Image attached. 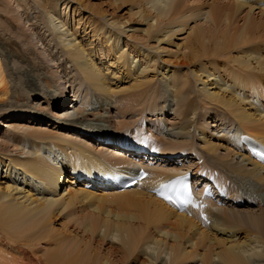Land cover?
<instances>
[{
	"label": "bare ground",
	"instance_id": "obj_1",
	"mask_svg": "<svg viewBox=\"0 0 264 264\" xmlns=\"http://www.w3.org/2000/svg\"><path fill=\"white\" fill-rule=\"evenodd\" d=\"M37 1H39L38 3L41 9H43L47 15V22L51 31L58 37L67 57L74 63L76 70H78L94 90L104 95L106 99L110 97L114 99L116 97L115 91L112 90L111 86L106 81V75L103 73V70L99 68L98 59L94 57V55H91L80 41H77L76 35L71 32L70 28L64 29L67 23L62 15L68 14L66 12L72 0H63V2L62 0ZM122 1L125 2L126 0H114V3ZM184 1L186 0H139V5H142L143 2L145 4L143 6H147L150 12L149 14L145 13L142 6H140L139 12L135 14L139 15V17L147 23L145 29L147 36H151L158 42H164L167 38L168 40L173 39V37L180 32L183 23L190 22V20L195 18V14H201L206 24L210 26L209 28L200 27L195 34L194 43L190 45L193 58L199 62L197 67L198 71L194 70L192 73L196 79L204 81L202 89L197 87L195 84L196 79L191 76L190 72L184 73V71L181 70L177 71L176 69H172L168 74H163L162 81L166 88H172L176 93L178 96L177 103L180 107H182L184 111L187 110V114L181 118L182 120H185L190 113L197 112L199 101H203L208 105L213 104L211 106H215V108L218 107L217 109L221 106L226 114L240 123L242 127H240L241 130L233 135L228 132L220 138V141L223 142L222 146L226 147V152L228 149L227 154H216L220 151L221 145L208 144L206 141L202 144V149L203 151L206 150V152L211 153V155L213 154L214 156H212L219 160L221 165L218 164L219 162L217 164L221 167L224 166L230 171H233V173H239L244 176H254L257 181L264 185V164L251 158L248 153L245 152L244 146L241 143V134L243 133L255 135L264 141V41L248 47L247 45L251 38L248 31L254 28V24L249 23L248 27L242 29V26L235 24V20H233L234 15L240 9L249 8V14H251V12L256 10L255 8L259 7L258 5H264V0H225V3L228 4L222 3L224 2L222 0H213L214 3L212 5L209 4V6H211L210 8H199L194 13L192 12L193 8L184 4ZM51 2H55L54 5H51ZM59 6H61L63 10H61L62 8L59 9ZM261 10L264 12V8H261ZM220 28L224 29V34H220ZM121 32H124V30L121 26H118L114 29V32H112V30L107 32L108 37L105 40L111 41L110 51L113 50V56L120 52L118 59H116V63L122 64L127 69L133 71L138 69V65H141V63L136 60L135 56L131 57L130 53L122 52V47L119 48L122 44L121 39H123ZM69 37H72V39H68ZM24 47L25 46L21 47L19 51H26ZM177 47L180 50L181 45H177ZM140 50V47L135 46V51L146 58V55H144L145 53L143 54ZM231 50L236 51L237 56L231 55L228 61H235L242 72L234 73L232 80L229 82L225 80L221 74L216 76L215 74L217 72L214 73V69L220 57L226 56L229 53L234 54ZM27 52L28 50L26 54ZM26 54L23 52V55ZM147 60L149 63L151 61L156 62V59L153 57H149ZM159 66L162 67V71L167 68V66L162 63ZM140 70L141 72H145L147 68L141 65ZM247 83L250 85L245 86ZM135 86L132 87L131 90H135ZM241 87L250 89L252 94L249 96V94L247 95L242 92L239 89ZM214 88L215 91L213 90L214 92H212ZM259 88L262 90L260 91ZM9 90L7 77L4 74L3 65L0 60V100H2L6 94H9ZM137 91H143L140 95H137V97H143L145 93L148 94L146 91H149V89L143 88ZM257 93L263 96H260L256 102L255 94ZM20 96L21 94L16 95L17 101ZM68 96L71 100L72 94H68V92L65 91L60 98L62 104L66 102L65 99L69 98ZM23 97L24 99L26 98L25 94ZM69 104L68 102L67 105L69 106ZM63 106H65V104ZM86 111L83 113L84 117L87 115ZM17 112L20 114V117L21 115H26L30 118L35 117V114L33 115V112L28 110L20 109V111ZM55 112L58 114L56 118L58 120L63 117H68V109L56 110ZM79 112L81 114L80 110ZM58 123L65 124L62 122ZM72 123V129L76 127L81 128L84 130L81 131L89 136L98 135L96 131H99L100 135L96 139L103 143L105 141L113 143L117 147H120V150L117 151L122 150L123 152L118 156L115 153H110L108 150L110 147H102V149L99 150V154L103 156L101 157L96 153L94 148L88 147L86 143L82 144L78 141H74L73 145L62 146L57 143L56 140L64 141L62 138L65 139V137L61 136V138L57 133L53 134L41 129H37L36 131L29 129V134L26 135L27 137L29 135V137H32V140H40L49 148V150H46L48 152V159L42 157L38 153L41 144L37 143L33 145L34 155L30 156V158L20 160L10 157V162L6 164L7 170L11 172L14 169L13 172H15V169H17L29 173L33 176L34 180L43 182L42 185H44V188L41 189L42 191H38L37 188H35L36 185L34 186V184H32V188H35L34 191L29 189L27 193H22L20 190H17V185L15 183L12 184L9 180L5 181L7 183L3 188L0 183V228L6 233V237L9 239L18 238L27 240L33 243L38 242V245L41 246L43 240L53 238L52 226L54 220L58 215L61 216L62 213L69 208L72 201L77 198H81L82 200H91V198L97 199L98 194H100L105 199L109 198V196H114L115 198H120V200L127 197H133V200H135V198L136 200H140V216H136V214H138L137 211L135 215H129L131 212H127L129 216L126 215L128 217L123 213L125 220L122 221L121 218L124 217L120 214L110 216L113 212L106 211V213L103 211V213H106V216L101 217L102 212H100V214L98 212V215L96 214V211H98L96 206L94 212H89V214H87L89 216L82 215L77 218V223L83 227L86 237L74 235L75 237L72 238V236H69L72 234L69 233H67L69 235L60 233L54 237V240L57 241V249L49 257L50 264H156L157 259L163 256H167L164 260L166 263L170 261L172 264H187L189 259L197 255L195 251L191 249L190 251L186 250L185 245L188 244L194 248L198 244L197 242L207 240L211 241L210 243H212L211 245L214 248L221 247L222 250L211 255L210 260L213 261L215 257L218 258L222 264H251L255 257L264 255V248L261 251L258 249L260 246L264 247V238L260 236H255V240H251L252 237H249L244 242L234 240L230 242L226 241L227 239L220 240L212 233L213 231L217 233L221 231L227 232L228 229L234 230L235 227L232 226L233 218L237 217L239 220L240 216L244 214L242 209L238 208L239 204L235 201L240 197L244 200L243 202L246 203L245 198L241 196L242 194L240 195L239 191L234 193L235 189L233 187L228 190V201L232 200V204L234 205L233 208L227 207V205L217 207L215 203L209 201L210 206L208 205L206 207L208 218L211 220L209 224L204 223V220L199 217V212L197 210L189 213L180 212L173 205L171 206L166 203V201L152 192V188L156 184L161 183L163 179L169 178L170 175L176 171L179 172L189 167V164L184 163V165H178L169 170L168 166L163 164L161 160H165L164 157L170 159L172 157L173 161H184L185 157L180 159L182 155L179 156L178 152L183 146H187L188 144L192 145L193 142H191V140L190 143L188 139L180 141L179 139L169 140L168 138H159L161 145H164V149H160L158 145L152 147L150 142L147 140V142H145L142 139L139 140V144L134 145L130 140V138H132L130 134H120L118 137H111L112 134L106 129H96L95 126H92V128L89 125L84 126V124H81L83 123L82 120L81 122L74 120ZM192 124L193 122L187 120L183 126L180 125V132L186 136L189 131L188 128H190L189 126ZM58 126L59 125H56L55 127ZM202 132L205 137H208L206 129H202ZM111 138H116L118 140L114 141L111 140ZM121 138L126 140H122ZM209 142L212 143L213 140L210 139ZM143 143L146 144V147L149 146L152 149V153L147 155V152L144 151L141 145ZM57 147L61 149V155L57 153ZM190 148L194 149L192 146ZM71 149L72 153L69 154ZM128 150L146 152L144 155L148 156L149 159L153 155L159 156L158 160L160 163H154L153 161L156 159V157H154L152 158L153 161L151 163L149 161L148 164L145 160L138 159V157H141L138 153L128 152ZM126 154L133 155L135 158H128L125 156ZM195 154L202 156V153H200V151L197 152V150H195ZM237 155L242 157L243 160H247V162H242L244 164H233L234 162L231 163L228 160L229 156L233 158V156ZM56 159L57 161H55ZM50 160L54 162L53 165L49 163ZM135 161H138L139 165L146 167L150 173L146 178L129 189H114L110 183L108 184L95 177V174H105L107 171L112 173L119 168H125L124 170H126V172H132L133 167L128 166L130 165L128 163H134ZM0 163H3L2 156H0ZM160 165H164L167 168H159ZM213 167L220 170L216 164L213 165ZM65 168H68L73 175V177L69 178L67 184H72L75 178L78 179L80 177L84 181V185H82L83 188H74L71 187V185L68 189V186L65 188L64 193H66V191L68 192L66 195L68 199L62 195L61 192L57 191L59 183L63 180V173L66 172ZM194 168L196 171L203 169L200 168L199 165ZM79 172L88 173V175ZM224 177L226 178L224 179ZM228 178L232 179L233 182L237 181L236 178L227 174L226 171L223 174L221 173V177L218 176L219 182L224 186H226L224 180ZM99 186H105L108 189L98 193L91 189L87 190L89 187L96 189L93 187ZM109 190H112V192ZM116 191L119 192L115 193ZM16 194H19L20 198H17ZM103 198L100 197V200ZM253 199L254 201L257 200L262 203L256 196ZM136 200L135 203H138V200L137 202ZM137 207L138 204L134 210H139V207ZM244 211L250 212L249 210ZM76 215L77 214L74 213V216ZM247 218L255 227L264 224V214L260 216L250 213L247 215ZM139 219L142 220V222L138 221ZM133 221H138L139 224L133 223ZM64 227L66 228V226ZM212 229L213 231L210 232ZM99 231H101L102 234L100 236V240L102 241H106V239L110 237H112L114 241V238L118 239V241L120 240L121 242H119L122 246H119V250L114 253H103L100 251L99 246H97V248L94 247L92 245L93 240L91 239L94 234H96V232L99 233ZM231 238L234 239L235 235ZM4 242V240L0 241L2 245L4 244V246H7L0 248L3 250L2 253L17 255L15 252L11 253L10 251H6L9 243ZM253 245H255L256 248L252 247ZM143 256H146L147 259L143 258ZM21 257L17 258V256H13L11 257L12 260L8 259L6 261V264H40L35 258Z\"/></svg>",
	"mask_w": 264,
	"mask_h": 264
},
{
	"label": "rangeland",
	"instance_id": "obj_2",
	"mask_svg": "<svg viewBox=\"0 0 264 264\" xmlns=\"http://www.w3.org/2000/svg\"><path fill=\"white\" fill-rule=\"evenodd\" d=\"M222 1H224L222 3L226 2L225 0ZM38 2L37 0H0V60L10 89V92L8 91L9 94H6L3 99L0 100V156H2L3 159V163H0V183L2 188L6 186L7 182L5 181L7 180L12 184L15 183L18 188L17 190H20L22 193H27L29 189L34 191L35 188H37L38 191H42L41 189L44 188V185H42L43 182L34 180L33 176L29 173L17 169H15V172H13L14 169L11 172L7 170L6 164L10 162V157L20 160L30 158V156L34 155L33 145L37 143L41 144L38 153L42 157H48V152L46 150H49V148H47V145L40 140H32V137H29V135L28 137L26 136L29 134V129L34 131L41 129L53 134L57 133L59 137H65V139L61 137L64 141L56 140V142L62 146L73 145L74 141H78L82 144L86 143L90 148H94L97 154H99V150L102 149V147H110L108 149L110 153H115L118 156L123 152L122 150L117 151L120 150V147H117L113 143H109L108 141L103 143L96 139L100 135L99 131H96L98 135L89 136L82 132L84 130L81 128L75 126L76 128L72 129L71 126L74 120L79 122L82 120L83 123L81 124H84V126H95L96 129L102 130L104 128L112 134L111 137H118L120 134H130L132 138H139L145 142H150L152 147H154L156 143L160 149H164V145H161V138H168L169 140L179 139L180 141L188 139L189 142L191 140L194 144L183 146L184 149H180L178 154L179 156H183L184 153L185 156L187 154L188 160L185 159V162L188 161L187 164H189V167H193L194 164L198 166L199 164L195 159L204 157V154L206 155L205 157H207V161L205 160L202 166L208 167L209 164L210 167L212 166V170L217 169L211 164H216L219 168L221 167L219 160L213 157V154L212 156L211 153L206 152V150L203 151L202 144L206 141L208 144L221 145L220 151L216 154H227L228 149L226 152V147L222 146L223 142L220 141L222 136L220 135H224L225 131L229 128L236 132V130L241 127L239 122L234 119L232 122L233 117L226 114L221 106L217 109L218 107L215 108V106H211L213 104L208 105L203 101H199L197 112L190 113L187 115L188 118L186 117L185 120H182L181 118L187 114V110L184 111L183 108L180 107L177 103L178 96L176 93L172 88H166L162 81L163 74H168L172 69H176L177 71L181 70L184 71V73L190 72L191 76L196 79L192 71H198L197 67L199 62L193 58L190 45L194 43L195 34L200 27H210L206 24L201 14H195V18L190 20V22H184L180 28V32L177 33L173 39L168 40L167 38L164 42H158L151 36H147L145 32L147 23L144 22L139 15H135L139 12L140 6H142L145 13L149 14L150 12L147 6H143L145 5L143 2L142 5H139V0H126L125 2L122 1L118 3H114V0H72L68 9L69 12H66L68 14L62 15L67 23L64 29L70 28L71 32L76 35L77 41H80L85 46V49L98 59L99 68L103 70V73L106 75V81L116 94L114 99H111V97L106 99L104 95L94 90L78 70H76L74 63L67 57L58 37L51 31L47 22V15L45 11L41 9ZM184 2L188 7L193 8V13L199 8H210L211 6H209V4L212 5L214 3L213 0H186ZM54 3L55 2H51V5H54ZM258 6L259 7L255 8L256 10L251 12V14H249V8H242L233 17L235 24L241 25L242 29L248 27L249 23L254 24V28L248 31L249 36H251L247 45L248 47L264 41V12L261 10V8H264V5L261 4ZM58 8L61 9L62 7L59 6ZM61 10H63V8ZM118 26H121L124 30V32H121L123 39H121L122 44L119 48L122 47V52L130 53L131 57L135 56L142 67L147 68L145 72H141V65H138V69L132 71L122 64L116 63V59H118L120 52L113 56V50L110 51L111 41L105 39L108 37L107 32L111 30L114 32V29ZM220 34H224L223 28H220ZM68 39H72V37ZM177 45H181L180 50ZM20 46H25V50H28L27 54L26 51H19L21 48ZM135 46L140 47V52L143 54L145 53L144 55H146L147 59L153 57L156 59V62L151 61L149 63L144 56H141L140 53L138 54L135 51ZM23 52L26 55H23ZM231 52L234 54L229 53L226 56L220 57L214 69V73L217 72L215 74L216 76L221 74V76L229 82L232 80L234 73L242 72L235 61H228L231 55L237 56L236 51L231 50ZM161 63L167 66L164 71H162V67L159 66ZM196 80L195 84L202 89L204 81L200 79ZM249 85V83L245 84V86ZM134 86L135 90H131ZM143 88L149 89V91H146L148 94L145 93L143 97H137V95L143 92L137 90H142ZM239 89L247 95L249 94V96L252 94L250 89L249 93L247 89L242 87ZM213 90L215 91V88L212 89V92H214ZM259 90L261 91L262 89L259 88ZM65 91L68 92V94L71 93L72 98L70 100L68 96L69 98H67L64 103L65 106H63L64 104L61 103L60 98ZM19 94H21V96L17 101L16 95ZM24 94L26 96L25 99L23 97ZM255 95L256 99H254L256 102L260 96H263L260 93ZM68 102L70 103L69 106L67 105ZM20 109L33 112L35 117L30 118L26 115H21L20 117V114L17 112L20 111ZM62 109H68V117H63L58 120L56 119L58 114L55 111ZM85 111L87 113V115H85L86 117L83 115ZM187 120L193 122V124L189 126V131L185 136L180 132L181 129L179 128L180 125L183 126ZM58 122L65 124H60ZM56 125L59 126L55 127ZM202 129L207 130L208 137H205ZM210 139L213 140L212 143L209 142ZM111 140L116 141L118 139L111 138ZM191 146L194 147L197 152L200 151L202 156H197L195 150L190 148ZM57 149V153L61 155V149L58 147ZM71 153L72 149L69 151V154ZM99 155L101 156V154ZM125 156L128 158H135L130 154H126ZM154 157H156V159H154L153 162L159 164V156L153 155L151 158ZM139 158L143 160L142 157ZM166 159L167 160H163L162 163L167 164L169 170L178 165L181 166L180 163H176V161L173 162L172 157L171 159L169 158V160L168 157ZM228 160L231 163L234 162L233 164H244L247 162V160H243V158L238 155L233 156V158L229 156ZM55 161H57V159ZM49 163L53 165L54 162L50 160ZM147 163L149 164V162ZM160 167L166 166L160 165L159 168ZM221 168L223 170L225 169L224 171H226L227 174L235 176L239 183L235 184V187H233L235 189L234 193L239 191L240 195L242 194L241 196L245 198L246 203L238 206L244 213L240 216L239 220L237 217L233 218L232 226L237 230L228 229L227 232L221 231L216 233V231L212 229L210 232L213 231L212 233L214 236L216 235V238L220 240L227 239L226 241L230 242L231 240L244 242L249 237H252L251 240H255V236L264 238V224L255 227L247 218V215L250 213L260 216L264 214V185L258 182L254 176H244L239 173H233V171H230L224 166ZM65 171L66 172L63 173V180L59 183L57 191L61 192V194L68 199V196H66L68 192L66 191V193H64L65 188L68 186V189L70 185L74 188L82 187L84 181L75 178L72 184H67L69 178L73 177V175L68 168H65ZM224 171L223 173H225ZM79 173L88 175L89 171L88 173ZM219 177H221V174ZM225 178L226 177H224V179ZM32 184L37 187L35 186V188H32ZM95 188L96 189H92V187H89L87 190L91 189L97 193L102 192V188ZM109 191L112 192V190ZM117 192L119 191L115 193ZM99 196L103 198L102 195L98 194L97 199L91 198V200H82L81 198H77L72 201V204L68 208H71V211L67 209L61 216L58 215L54 220L52 226L53 238L43 240L41 246L38 245V242L33 243L18 238L9 239L6 237V233L0 228V241L4 240V243H9L6 251H10L11 253L15 252L17 254L11 255L8 253L7 255L2 253L3 250L0 249V263L6 264V261L8 259L12 260L11 257L13 256H17V258L23 256V258H35L40 264H50L49 257L57 249V241L54 240V237L60 233H66V235L72 234L69 235L72 236V238L75 236L86 237L83 227L77 223V218L82 215L89 216L87 214H89V212H94L96 206L98 208V211H96L97 215L98 212L100 214V212L103 213V211H110L113 212V214L110 213L112 214L110 216H114V214L123 216L124 218H121L122 221L125 220L123 213L126 215L127 212H131L129 215H135L137 211L138 214H136V216H140L139 211L141 207L139 206L141 202L137 199L138 203H135L136 198L133 200V197H127L125 198L127 200L124 198L120 200V198L109 196V198L100 200ZM255 196L259 198L262 203L257 200L254 201L253 198H255ZM16 197L20 198L19 194H16ZM137 204L139 210H134ZM218 205L220 206H215L222 207L227 205V207H234L231 202ZM244 210H249L250 212ZM105 212L103 215L101 213V217L106 216L107 212ZM74 213L77 215L74 216ZM134 221L133 223L136 224H139L138 221L142 222L140 219L137 222ZM64 226H66V228ZM99 233L96 232L91 240H93L92 245L96 248L99 246L101 252L114 253L119 250V246H122L120 243L121 241L119 240V242L116 238H114L115 241L112 237L107 238L106 241L100 240V236L102 235L101 231H99ZM233 235H235L234 239L231 238ZM210 242L211 241L208 240L199 241L194 248L188 244L185 245L186 250L190 251L191 249L195 251L197 255L195 257L191 256L192 258L187 261V264H222L218 258L214 257L213 261L210 260L211 255L222 250L220 246L214 248ZM255 245L252 247H255ZM3 246L4 244L2 245L0 243V248L7 247ZM263 248V246H260L258 249L261 251ZM143 258L147 259L146 256H143ZM166 258L167 256L158 258L156 264H172L170 261L166 263L164 261ZM251 264H264V255L255 257Z\"/></svg>",
	"mask_w": 264,
	"mask_h": 264
}]
</instances>
